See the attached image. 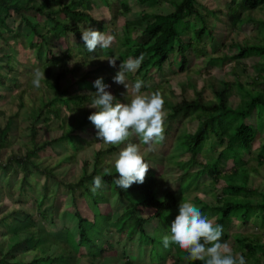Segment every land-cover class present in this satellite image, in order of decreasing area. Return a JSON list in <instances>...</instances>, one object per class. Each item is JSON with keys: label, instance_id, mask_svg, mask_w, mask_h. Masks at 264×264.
I'll use <instances>...</instances> for the list:
<instances>
[{"label": "trees", "instance_id": "16d2710c", "mask_svg": "<svg viewBox=\"0 0 264 264\" xmlns=\"http://www.w3.org/2000/svg\"><path fill=\"white\" fill-rule=\"evenodd\" d=\"M136 1L145 8L138 7L133 17H127L134 12L129 0H0V99L6 97L7 90L26 85L20 78L28 75L33 78L36 68L45 70L46 77L42 81L44 86L39 87L42 90L40 103L29 88L32 85L29 82V89L25 86L20 92L17 110L7 113L0 109V208L4 207L0 211V237L4 240L11 234L15 237L14 244L6 251L0 242V264H82L83 260L91 264H114L111 261L120 253L117 248L120 239L115 240L113 236L122 232L128 240L137 236L141 246L151 244L155 257L156 252L162 259L176 252L181 264H187L185 253L175 245L166 249L162 237L170 234L180 200H187V192L200 190L198 186L205 179L211 181L206 192L215 202L207 203L198 197L196 201L204 215L214 224L222 225V241L229 236L228 227L235 217L243 223L264 228V193L249 185L250 172L254 169L250 164L253 144L264 130V93L245 89L241 82L237 85L224 79L219 85L213 82V98H206L201 90L189 95L187 89L193 86V81L182 85L179 99L167 105L163 140L155 142L156 147L145 157L151 167L143 184L135 183L126 192L114 184L118 177L114 155L124 143L96 150L91 173L88 172L89 163L84 162L80 178L74 181L69 177L64 163L76 159L77 152L83 148L82 140L87 141L89 135L97 138V129L88 120L95 109L86 107L91 101L89 94L97 91L94 82L102 77L104 83L111 86L112 93L120 90L114 87L113 77L123 59L144 54L140 68L129 73L128 78H141L146 84L153 70L167 72L166 67L177 64L179 72H184L189 66V50L196 55L201 53L206 41L214 39V23L219 21L231 31L241 29L245 23H257L256 29L263 34L258 43L240 45L233 53L234 58L264 54V0H226L225 10L208 9L199 0H165L170 5L167 12L147 11L162 0ZM101 7L105 13L98 18L94 10ZM121 15L125 21L119 32L118 46L88 52L81 30L91 26L119 35L113 26ZM204 35L209 36L205 41ZM29 53L34 54L39 63L35 67L25 62ZM115 54L121 58L114 68L107 59ZM221 59L225 61V55L210 56L214 64L222 62ZM77 85L78 91L72 93ZM236 86L244 91V103L240 108L229 105L232 88ZM146 88L162 93L157 86L149 88L146 85ZM26 92L32 103L29 108L32 147L27 148V142L19 141L14 148L16 120L19 110L26 107L23 98ZM252 110L256 111L255 126L248 122ZM52 118L60 119V126L65 129L55 138L39 141L40 132L52 127ZM195 120L198 125L191 129ZM51 147L59 157L53 162L46 160L42 166L47 159L44 153ZM68 148L74 152L68 153ZM257 151V164L263 165L264 141ZM108 158L111 160L106 163ZM228 161L234 164L224 171ZM157 164L181 170L179 189L171 191L164 186L153 167ZM105 169H110L111 175H104ZM35 173L45 176L42 190L32 205L44 221L51 219L52 224L58 225L57 204L53 201L60 191L72 203L74 211L66 212L62 218L67 227L63 233H53L39 225L34 210L23 207L30 201L24 199V194L26 188L33 186L30 178ZM96 175L104 176V186L93 194L90 189ZM221 180L225 184L219 189ZM3 191H10V197L23 192L21 198L14 199L21 204L20 208H7V199L1 198ZM50 198V202H46ZM146 208L154 209L149 219L141 214ZM71 220L74 223L68 227ZM152 220L156 225L154 233L145 225ZM57 230L59 226L53 231ZM235 238L247 264H264V231L235 235ZM21 250L23 255L29 252L36 255L30 260L22 255L18 260ZM192 264L202 262L192 261Z\"/></svg>", "mask_w": 264, "mask_h": 264}, {"label": "rangeland", "instance_id": "374dc122", "mask_svg": "<svg viewBox=\"0 0 264 264\" xmlns=\"http://www.w3.org/2000/svg\"><path fill=\"white\" fill-rule=\"evenodd\" d=\"M120 2V0H119ZM199 2L202 3V5H206L208 9L213 8H221L225 10L224 8V2L226 0H199ZM130 5L132 6V9L134 12L128 14L127 17H133L134 14L137 11L138 7H144L145 5H142L141 3H137L136 0H129ZM136 6V7H135ZM102 9H95L94 15L98 18H102L103 14L105 13L104 7H101ZM201 8L205 11L204 7L201 6ZM170 9L169 3H167L165 0L160 1V4L151 6L147 9L149 12H167ZM259 13V12H258ZM107 18H110V15H107ZM220 19V17L218 18ZM124 16H120L115 26H113V29L116 34V40L114 44L111 47H117L119 44L118 37L121 35L120 29L124 25ZM19 23V20L16 19V24ZM257 23H245L241 29H237L235 31H231V29L226 28V24L224 22H216L214 23V39L213 40H207L204 47L202 48V52L199 54L190 53V61L188 69L184 72H179V67L177 64L174 66H171L172 68L166 67V70H153L150 75V80L148 81V87H159L162 91V94L165 98V109L168 112L167 105L169 103H174L179 99V96L181 95L182 91V85L188 84L189 82L193 81V86L188 87L187 92L189 95H195L198 91H202L204 96L206 98H213L214 92H213V86L211 85L213 82L215 84L219 85V82L221 80H230L236 83L241 82L245 89L255 90V92H262L264 93V70L262 71V67L264 66V54L255 53L254 56H250L248 58H241L237 59L233 57V53L237 52L238 47L240 45L246 44V43H258L261 41V38L263 37V34L260 33L258 29H256ZM264 31V30H263ZM109 34H112L108 32ZM114 35V34H113ZM206 37L209 36H203V41L206 40ZM264 41V39H263ZM26 52H28L26 50ZM23 55V53L20 55V57ZM178 55V54H176ZM225 55V61L220 63H212L210 61V56L212 57H219ZM27 59V55H26ZM25 62L29 63L32 66H36L39 63L37 62L35 55L32 53H29L28 59L25 60ZM28 65V64H27ZM174 70V71H173ZM22 82L26 83V85H23L22 87H19L14 90H3L6 91L7 95L4 99H0V109L6 110L7 113H11L18 109L17 103L20 102V92L22 88L26 86V89L28 88V83L32 81V77L30 75L24 76L20 78ZM129 84H134L135 80L128 78ZM41 86H44V83L41 82ZM77 87L78 85L73 87L71 92L78 91ZM115 88H119L120 90L117 91V93L114 95L117 97V99L120 102H129L132 98V94L129 93L126 97V88L123 85L114 84ZM29 88L33 93H35L36 100L38 103H40V96H42V90L40 88H36L33 85H30ZM28 88V89H29ZM142 88V92L144 94H150L152 91L148 88L144 89ZM241 89V88H239ZM236 87L232 88V96L229 101V105L232 108H240L243 101V90H239ZM125 94V95H122ZM24 101L26 102V107L22 110H19V118L17 121V140L15 142L14 148L17 147V143L19 141L27 142L26 146L27 148L32 147V142L29 139L30 134V125L31 117H30V106L32 105L29 93L26 92L23 95ZM255 120H256V111L252 110L250 117H248V122L255 126ZM198 125V121L195 120L190 125L191 129H195ZM50 126H52L49 130H42L38 136V140L41 142H45L46 140L55 138L56 136H59L62 131L65 129L63 126H60V119L52 118L50 122ZM81 134H85L84 131H80ZM88 139H90V142H87L83 145V148L77 152L76 159L75 157L70 161L64 163L65 167L68 170L69 177L72 180H78L80 178V175L82 173V166L84 165V162H88V172L91 173L92 167L94 166L93 159L94 154L96 150L103 149L107 147L110 144H105L102 141H100L98 138H93L91 135H89ZM264 141V130L263 133H259L257 140L253 144V154L250 160V164L254 166V169L250 172V178H249V185L259 189L262 193H264V164L259 165L257 164L256 155L257 150L259 149L260 142ZM128 142L136 143L140 146L142 155L144 158L150 154L149 152L156 147V143L152 144L151 146L144 145L140 142L139 138H134V136H131L129 138V141L124 142L125 147ZM74 150L71 148L67 149L68 153H72ZM3 153H5V150H3ZM47 159L44 160V162L47 160L48 162H53L56 160V158L59 157V154L56 153V151L53 150V148H48V151L44 153ZM202 156V155H201ZM200 156V158H201ZM115 158H117V154L114 155ZM108 160H105L107 163ZM47 161L42 164V166H45ZM153 162V161H151ZM233 161H228V163L224 166V171L229 170L233 166ZM153 167L156 169L157 175L161 176V179L163 181V184L166 188L170 189L171 191H175L180 188V174L181 170L177 168H171L169 166H160V165H153ZM14 181H17V178L14 179ZM30 182L33 184V186H29L25 190L24 199H30L29 202H25V205L23 207L26 210H34L33 215L38 220L39 225L46 227L48 230H52L53 233H63L66 230V220H62L64 218L65 213L68 211H74V208L72 206L71 201L69 198L60 191L58 193V198H55L53 202L57 204V219L56 223L58 225L52 224L50 217H48L50 220L44 221L43 217L38 214L34 205V200L39 196V193L41 192L42 188L41 185L45 182V176L39 175V174H33L32 178H30ZM50 183V180H49ZM211 183L210 180L207 181L205 179L201 185L198 186L200 190H192L185 194V198H187L186 201H190L195 203L196 205H199L195 202L196 198H201L207 201V203L213 204L215 202V198L211 196L210 194L206 192L209 185ZM225 183L223 180L220 182V187L223 186ZM210 188V187H209ZM13 191V188L10 190ZM10 191H3L1 193V198H4L6 201L7 199V208H13V207H19L20 203L16 202L14 199L16 197L21 198L23 192H16L14 197H10L11 193ZM52 198L49 199L50 202ZM106 208V206H105ZM108 209V207H107ZM4 210V207L0 208V211ZM148 214H145L147 216ZM40 216V217H39ZM69 219V217H68ZM67 219V220H68ZM212 220V219H211ZM71 220V222L67 223V226L70 227L74 223V221ZM213 221V220H212ZM59 226V230L53 231L56 227ZM229 236H227V239L225 240L233 254H240L238 250H236L237 246V240L235 238V235H253L258 234L259 232L264 231V228L261 229L256 224L252 223H243V221L237 217L233 218L232 222L229 225ZM115 240L120 239V243L118 245V249L121 250L122 247L125 245V242L127 240L126 234L122 232L121 234L114 233ZM2 239L0 237V242L4 244L5 251L9 249L14 244L15 237L13 234L9 235L8 237ZM114 239V238H112ZM23 250H21L20 253H18L17 259H21ZM261 254V253H259ZM36 255L35 252H29L25 253L24 259L30 260L33 258V256ZM172 257L173 260H178L177 255L175 257ZM114 262V261H111ZM262 262L264 263V257L262 256ZM82 264H91L86 262L85 260L82 261ZM116 264V263H114ZM174 264H181V263H175Z\"/></svg>", "mask_w": 264, "mask_h": 264}, {"label": "clouds", "instance_id": "9594fccd", "mask_svg": "<svg viewBox=\"0 0 264 264\" xmlns=\"http://www.w3.org/2000/svg\"><path fill=\"white\" fill-rule=\"evenodd\" d=\"M82 40L87 51L92 53L98 48L109 49L115 42L116 36L106 31H99L91 26L81 30ZM120 56L115 54L109 59L110 66L117 67ZM145 59L144 54L138 57L129 56L119 64V70L113 77V83L123 85L127 92L132 94L129 102H120L111 92L110 85L104 83L103 78L94 82L96 92L90 93L91 101L86 107L95 109L88 116V120L97 129V138L105 144L121 145L129 141L131 136L139 137L144 145L163 140L164 125L167 118L164 95L156 90L150 94H144L141 90L146 86V81L137 78L134 84H129L128 74L135 73ZM32 85L36 88L46 79L45 70L36 68L32 74ZM125 95V94H122ZM93 139V136H91ZM83 145L91 140H82ZM73 150V149H72ZM74 152V151H73ZM118 177L114 184L125 192L135 183L143 184L146 174L151 167L142 155L140 146L128 142L117 154L114 164ZM104 175H111L110 169L104 170ZM103 175H96L93 179L91 191L96 194L103 184ZM197 203V201L195 200ZM154 209L146 208L141 213L143 218L149 219ZM145 214H148L145 216ZM154 233L156 225L153 220L145 222ZM126 234V233H125ZM223 227L214 224L211 219L203 214L201 208L193 202L181 199L178 204V214L170 225V234L162 237L163 246L167 249L175 245L185 253L184 259L187 264L192 261H200L202 264H247L246 259L241 255V250L236 247L240 254H233L226 241H222ZM127 237V235H126ZM134 237L127 240L120 253L113 257L114 263L118 264H174L181 263L180 260H173L176 252H172L166 259H162L159 253L157 257L152 253V245L144 243L141 246L140 240ZM178 258V255H177ZM191 261V263L189 262Z\"/></svg>", "mask_w": 264, "mask_h": 264}]
</instances>
